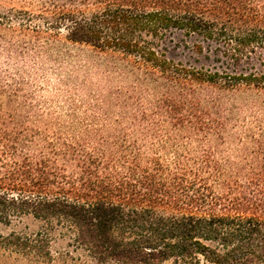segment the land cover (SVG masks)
Returning a JSON list of instances; mask_svg holds the SVG:
<instances>
[{
    "label": "trees",
    "instance_id": "16d2710c",
    "mask_svg": "<svg viewBox=\"0 0 264 264\" xmlns=\"http://www.w3.org/2000/svg\"><path fill=\"white\" fill-rule=\"evenodd\" d=\"M36 24L193 97L264 92L259 0H66ZM177 31L220 67L169 59L163 46ZM12 114L0 106V225H41L0 235L3 253L45 264H264V171L223 154L193 117L160 111L155 125L144 115L113 139L65 144Z\"/></svg>",
    "mask_w": 264,
    "mask_h": 264
},
{
    "label": "rangeland",
    "instance_id": "374dc122",
    "mask_svg": "<svg viewBox=\"0 0 264 264\" xmlns=\"http://www.w3.org/2000/svg\"><path fill=\"white\" fill-rule=\"evenodd\" d=\"M63 3L66 0H0V106L13 113V120L56 133L62 143L83 144L113 139L144 115L155 125L161 120L158 113L169 111L193 117L213 133L212 143L223 154L264 171L263 91L210 87L193 97L153 81L119 54L66 42L64 31L58 39L36 33L42 12ZM28 24L32 29L25 30ZM193 43L177 31L163 47L174 62L220 67L203 59L208 52L198 55ZM40 225L26 217L0 225V235L33 234ZM0 264L45 263L0 251Z\"/></svg>",
    "mask_w": 264,
    "mask_h": 264
}]
</instances>
